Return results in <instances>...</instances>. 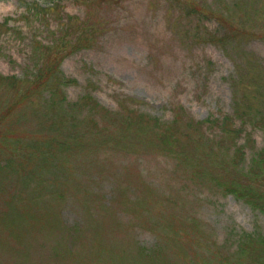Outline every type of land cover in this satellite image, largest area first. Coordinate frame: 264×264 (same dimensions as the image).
<instances>
[{
  "label": "rangeland",
  "instance_id": "obj_1",
  "mask_svg": "<svg viewBox=\"0 0 264 264\" xmlns=\"http://www.w3.org/2000/svg\"><path fill=\"white\" fill-rule=\"evenodd\" d=\"M244 1L253 11L260 4ZM59 14L111 29L59 66L69 103L51 115L76 113L80 148L46 145L74 130L39 111L15 131L13 119L0 122V264H236L243 248H264V211L226 189L235 171L248 176L264 128L249 123L235 136L219 128L233 116L234 90L254 98L264 88V37L245 35L228 51L190 45L165 0L69 1ZM7 18L0 73L21 74L32 67L33 39H52L22 0H0V22ZM0 91L6 99L8 89ZM177 132L180 159L169 153ZM33 136L40 145L26 150ZM224 165L235 169L221 173ZM253 184L264 193V180Z\"/></svg>",
  "mask_w": 264,
  "mask_h": 264
},
{
  "label": "trees",
  "instance_id": "obj_2",
  "mask_svg": "<svg viewBox=\"0 0 264 264\" xmlns=\"http://www.w3.org/2000/svg\"><path fill=\"white\" fill-rule=\"evenodd\" d=\"M69 1L87 6L94 3L95 6L101 5V0H22L27 14H31L40 22V27L44 29V32H48V37L52 40L44 42L42 39H33L34 57L31 60H34L32 67L26 68L21 74L4 75L0 73V87L9 91L6 99H3L5 96L0 97V122L13 119L10 123L13 122V131H15L18 129L17 124L24 118L38 116L37 111L41 113L45 121L49 117H54L63 127L74 130V132H70L64 138L49 139L46 145L61 148L70 153L73 149L80 148L83 132L78 129L81 120L77 118L75 112L60 110L59 114L51 115V108L55 104L63 102V105H66L69 103L67 96H62L60 93H65L61 88L70 79L60 72L59 66L68 55L84 48L94 47L101 36L111 29V24L74 14L60 15L59 12ZM116 1L119 2V0ZM165 2L176 15V20L183 26L186 37L184 40L190 45L213 42L221 44L224 50L228 51L233 42L245 35L249 38L264 37V0L262 2L257 0L260 4H256L258 8L255 11L244 0H165ZM253 12H256L257 15ZM213 19L218 26L209 29L207 23ZM8 20L10 19L7 18L5 22H0V32L3 31V26ZM55 36L56 38H54ZM238 83L236 77H231L232 89L237 87ZM263 89V87H258L257 91L260 94H253L254 98L249 93L239 94L234 90L233 105H235V110L233 116L228 117L227 115L220 119L219 128L222 129L224 135L235 136L239 131H244V126L249 123L252 126L264 128V111L258 109L259 103L264 100ZM95 105L99 107V102H95ZM234 116L241 119L239 126ZM214 121L210 120L209 122ZM187 132L196 136L194 131ZM13 136H17V134ZM169 137H172L169 153H175L180 159V152L176 149L181 139L180 134L178 132L170 133ZM16 142L18 143L19 140ZM40 142L41 139L36 137L33 142L27 144L25 149L35 151ZM18 145L20 144H15V148L19 147ZM237 151L245 153L244 145L238 146ZM238 152L236 157L240 156ZM25 154L28 156L27 152ZM241 157L243 158V156ZM241 162L242 160L239 159L237 164H241ZM212 166L216 170V166ZM190 168L194 173L197 172L196 168ZM234 169L224 165L221 173L232 172ZM247 171L248 176L235 171L237 175L231 178L230 183L226 184V189L243 198L253 207H260L264 211V193L259 192L256 184H253L254 180H264V147L255 155ZM20 216L19 212L16 217ZM262 238L264 241V235ZM253 251L258 252L259 255L250 258L249 262L246 259L251 256ZM242 252L243 256L236 264H264V248H243L240 253ZM158 254L159 252H157ZM190 257L181 255L183 260ZM241 261L244 263H240Z\"/></svg>",
  "mask_w": 264,
  "mask_h": 264
}]
</instances>
